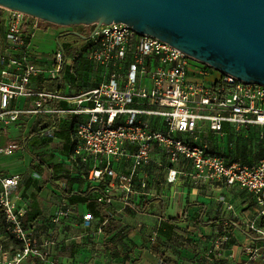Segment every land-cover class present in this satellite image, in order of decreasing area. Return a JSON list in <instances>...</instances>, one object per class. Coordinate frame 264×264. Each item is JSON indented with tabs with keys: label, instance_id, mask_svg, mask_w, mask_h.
Wrapping results in <instances>:
<instances>
[{
	"label": "built area",
	"instance_id": "1",
	"mask_svg": "<svg viewBox=\"0 0 264 264\" xmlns=\"http://www.w3.org/2000/svg\"><path fill=\"white\" fill-rule=\"evenodd\" d=\"M42 22L46 21L0 5V126L17 124L22 116H49L53 124L37 135L53 139L66 121L74 142L72 159L88 163L90 155L96 156L88 178L96 187L103 185L97 196L100 203L111 204L115 197L128 201L131 194H138L137 183L147 188L145 170L164 162L168 183L185 176L248 190L264 219V85L219 71L123 22L77 26L86 42L82 59L67 47L57 48L51 59L33 44ZM81 61L101 68L99 78H77L74 86L73 67ZM50 80L59 81L61 88L34 86ZM91 81L98 83L89 89L86 84ZM251 130L263 151L255 162L225 157L205 139L207 133L248 135ZM24 147L20 141L0 145V212L6 233L21 243L13 253L1 245L0 264L46 259V243L24 226L26 208L15 195L19 177L4 173L2 165L4 157ZM127 161V169L120 170V163ZM71 214L61 208L54 221ZM85 225H90L89 218ZM247 229L262 243L248 247L246 260L260 259L264 264V226L252 220ZM230 240V233L215 238L206 249L205 264H214L215 249ZM47 242L51 244L52 238Z\"/></svg>",
	"mask_w": 264,
	"mask_h": 264
},
{
	"label": "crops",
	"instance_id": "2",
	"mask_svg": "<svg viewBox=\"0 0 264 264\" xmlns=\"http://www.w3.org/2000/svg\"><path fill=\"white\" fill-rule=\"evenodd\" d=\"M40 84L42 81L34 86ZM37 118L27 115L20 129L24 149L2 160L4 173L19 177L15 195L26 208L25 228L31 229L41 244L46 243V259L32 257L27 264H205L206 249L226 233H230L231 240L215 249L220 264H262L260 259L246 260L248 247L262 243L256 232L247 229L248 222L259 213V206H253L251 199L243 196L246 189L200 181L204 184L177 190L166 186L157 195L156 190L142 189L137 183L138 194L130 195L128 201L113 198L105 220H100L87 204L73 205L67 197L96 188L77 169L89 161L72 159L74 142L69 125L62 121L53 139L41 138L29 133ZM223 137V142L231 141ZM2 138L0 134V145L9 142ZM34 156L43 165L34 167ZM61 208L70 209L72 214L54 221ZM1 215L0 246L13 253L21 243L6 233ZM88 218L90 225L86 226ZM49 238L53 240L51 244L47 242Z\"/></svg>",
	"mask_w": 264,
	"mask_h": 264
},
{
	"label": "water",
	"instance_id": "3",
	"mask_svg": "<svg viewBox=\"0 0 264 264\" xmlns=\"http://www.w3.org/2000/svg\"><path fill=\"white\" fill-rule=\"evenodd\" d=\"M0 5L63 27L123 22L219 71L264 85V0H0Z\"/></svg>",
	"mask_w": 264,
	"mask_h": 264
},
{
	"label": "rangeland",
	"instance_id": "4",
	"mask_svg": "<svg viewBox=\"0 0 264 264\" xmlns=\"http://www.w3.org/2000/svg\"><path fill=\"white\" fill-rule=\"evenodd\" d=\"M42 23H43L42 26L36 32V36L33 40V44H34L36 51L41 53L42 56L52 59L54 57V52L58 47V40L57 39H58V36L60 35V33H59L60 31L57 30V28L55 27V24H52L49 22H42ZM73 27L76 28L77 30L82 28L81 26L80 27H77V26L63 27V26H61L60 29L59 28L58 29L59 30H62V29L68 30V29H72ZM76 37L77 36L75 34H71V35H68L66 37H61V38L59 37L61 39L62 43L67 46V48H66L67 52L77 51L78 45L76 43L77 42ZM82 43H83V41H82ZM70 82L72 85L76 86L75 76H73L71 78ZM53 84L58 86L59 81H57V80L46 81L45 83L40 84L39 87L48 88ZM89 84L91 86L95 85L94 82H91ZM14 106L17 107V106H19V104L15 103ZM26 117L27 116H22L19 123L15 124V125L11 124L9 126H0V134H2V136H3L2 139L3 140H9V142L10 141L22 142L21 141L22 136L20 135V131H21L20 129L24 128V123L27 120ZM42 117H43L44 121H52L53 120V118L49 117V116H42ZM236 134H238V133H235V136H232L233 139L231 138V141H228L226 143L223 142L224 137L221 135L219 136V135L211 134L208 136L206 134L205 139L211 144V146L214 150L220 152L225 157H231V156L233 157L235 155V152L239 153V151L236 148L237 144H238L239 148L240 147L241 148H247V150H250V155H249L250 158L249 159L252 162H254L255 154H256V152L259 148V145H260L259 140L255 135V131L253 130L248 135L242 134V135L238 136ZM232 154H234V155H232ZM95 159L96 158L93 155H90L89 156V163L87 165H80L78 168L76 167L78 169V172H80V174L83 175L87 179H88V171L91 170L94 167V163H96ZM102 159H103V157H102ZM12 161H10V162H12ZM28 163H29V161H28ZM101 165H104V164L101 162ZM128 165H129L128 163H126L124 165L123 164L121 165V163H120L119 169L120 170H126ZM163 165H164V162L162 163V166L151 165L149 168H147L145 170V175H146L145 178H146V181L148 184L146 190H149V191L156 190L157 195H159L164 191V189H166L165 188L166 186H168L170 189H176L177 190L179 187L180 188L195 187L198 184H200V185L204 184V183H201L200 181L195 182L191 178L183 176L176 183H173L172 185H165V183L167 181H165L164 178H165V175H167L168 170ZM22 166H25V163H23ZM11 174H13V173H11ZM243 196L249 197L251 199L253 206L258 207V202H257L253 193L245 190V193H243ZM254 219L257 220L258 223H261V224L264 223V219L259 215L258 212H256ZM1 222H6L3 215H1ZM263 226H264V224H263ZM10 239L13 240V238H10Z\"/></svg>",
	"mask_w": 264,
	"mask_h": 264
},
{
	"label": "trees",
	"instance_id": "5",
	"mask_svg": "<svg viewBox=\"0 0 264 264\" xmlns=\"http://www.w3.org/2000/svg\"><path fill=\"white\" fill-rule=\"evenodd\" d=\"M70 34H74V32H70ZM64 35L60 34L58 36V39H57L58 40V47L57 48L67 47L66 45H64L62 43V41L60 39ZM76 38H77V42L76 43L78 45V49H77V51H73V53H74L76 59H82L80 52L86 46V42L84 41L83 38H80L78 36ZM81 40L83 41V43H82ZM82 62L83 61H81L80 64H75L74 65V67H73V75H71V78L73 76H75L76 79L77 78H83L85 76H89L92 80L93 79L97 80L99 78V72H100L101 68L99 70H95L91 64H86V63H82ZM68 79H70V78H68ZM97 83L98 82H95L94 84L96 85ZM94 86L90 85L88 88L91 89ZM57 88H61V85H58ZM48 89H54L53 85L48 87ZM52 124H53V120L52 121H44L43 117H38L34 121V124H33L32 128L30 129L29 133H30V135L36 134L38 131H40V130H42L44 128H48ZM226 129H227V127H226ZM236 135L240 136V135H242V133H238ZM232 136H235V133L229 132L228 137L233 139ZM236 148L239 151V153L235 152V155L232 154V155H234L235 158H240L244 162H252L249 159L250 158L249 157L250 150H247V148H241V147L239 148L238 144L236 145ZM262 153H263L262 146L259 145V148H258V150H257V152L255 154L254 162L258 161L261 158ZM78 161H80V160H78ZM34 162L37 163L36 165L34 163V167L40 166L41 164L43 165V162L39 160V157L34 156ZM102 190H103V185H100V186H98L96 188L89 187V188H87L86 191L79 192L78 194H67V197L69 198L70 202L73 205L77 206L79 204H87V207L90 210V212L94 213L96 216H99L100 220H105V218H106L105 211H106L107 207L109 206V204L100 203V202L97 201V196ZM174 219H178V218H174ZM259 224L263 225L261 223H259ZM214 264H220V261H219L218 258L216 259Z\"/></svg>",
	"mask_w": 264,
	"mask_h": 264
},
{
	"label": "flooded vegetation",
	"instance_id": "6",
	"mask_svg": "<svg viewBox=\"0 0 264 264\" xmlns=\"http://www.w3.org/2000/svg\"><path fill=\"white\" fill-rule=\"evenodd\" d=\"M55 27L57 28L58 31H60V32H59L60 34H63V35L65 34L63 37H66V36H68V35H71L70 32H75V31L77 30V29L74 28V27H73L72 29H68V30H64V29L59 30L61 26H58V25H55ZM58 28H59V29H58Z\"/></svg>",
	"mask_w": 264,
	"mask_h": 264
}]
</instances>
